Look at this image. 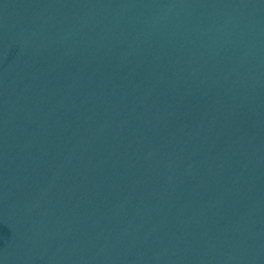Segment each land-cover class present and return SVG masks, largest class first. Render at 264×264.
Returning a JSON list of instances; mask_svg holds the SVG:
<instances>
[{
	"label": "water",
	"instance_id": "95a60500",
	"mask_svg": "<svg viewBox=\"0 0 264 264\" xmlns=\"http://www.w3.org/2000/svg\"><path fill=\"white\" fill-rule=\"evenodd\" d=\"M0 264H264V0H0Z\"/></svg>",
	"mask_w": 264,
	"mask_h": 264
}]
</instances>
